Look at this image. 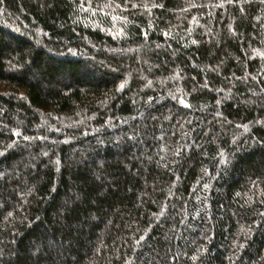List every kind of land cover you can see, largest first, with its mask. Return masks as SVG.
Listing matches in <instances>:
<instances>
[{
  "label": "trees",
  "instance_id": "1",
  "mask_svg": "<svg viewBox=\"0 0 264 264\" xmlns=\"http://www.w3.org/2000/svg\"><path fill=\"white\" fill-rule=\"evenodd\" d=\"M0 264H264V2L0 0Z\"/></svg>",
  "mask_w": 264,
  "mask_h": 264
},
{
  "label": "snow or ice",
  "instance_id": "2",
  "mask_svg": "<svg viewBox=\"0 0 264 264\" xmlns=\"http://www.w3.org/2000/svg\"><path fill=\"white\" fill-rule=\"evenodd\" d=\"M230 2H231V0H230ZM262 2H264V0H262ZM119 6V5H118ZM133 7H135V5H133ZM193 43H195V41H193ZM121 87H123V85H121ZM181 103L183 104L184 102L183 101H181ZM184 106L185 107H188L189 105H187V104H184ZM223 162V161H222Z\"/></svg>",
  "mask_w": 264,
  "mask_h": 264
}]
</instances>
